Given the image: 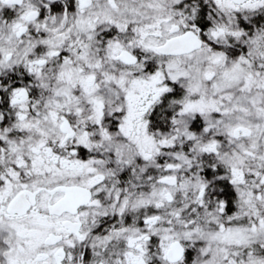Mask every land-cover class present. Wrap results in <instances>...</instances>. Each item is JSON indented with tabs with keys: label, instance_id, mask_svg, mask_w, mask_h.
<instances>
[{
	"label": "snow or ice",
	"instance_id": "snow-or-ice-1",
	"mask_svg": "<svg viewBox=\"0 0 264 264\" xmlns=\"http://www.w3.org/2000/svg\"><path fill=\"white\" fill-rule=\"evenodd\" d=\"M0 264H264V0H0Z\"/></svg>",
	"mask_w": 264,
	"mask_h": 264
}]
</instances>
